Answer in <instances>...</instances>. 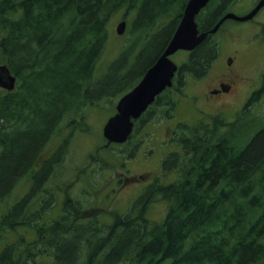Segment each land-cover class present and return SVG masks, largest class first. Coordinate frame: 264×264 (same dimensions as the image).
I'll return each instance as SVG.
<instances>
[{
    "label": "trees",
    "instance_id": "trees-1",
    "mask_svg": "<svg viewBox=\"0 0 264 264\" xmlns=\"http://www.w3.org/2000/svg\"><path fill=\"white\" fill-rule=\"evenodd\" d=\"M186 2L0 0V64L17 79L14 91L0 90V264H37L38 256L49 257L48 264L264 263V124L251 132L248 110L231 123L178 122L169 140L175 147L161 161L162 175L175 179L163 184L155 177L125 211L83 208L68 195L58 201L61 188L50 184L49 172L62 143L50 158L38 160L57 134L59 117L76 116L114 93L121 96L139 81L167 45ZM233 2L212 0L196 17L199 31L213 28ZM121 10L123 19L134 14L132 32L143 34V43L97 76L109 21ZM217 54L209 35L184 56L171 88L146 112L160 107L166 110L160 116L174 118L167 109L177 106V91L182 94L187 79L205 76ZM256 101H264V74L247 105ZM25 179L32 182L29 191L11 205L10 194ZM154 201L166 204L160 220L149 217ZM53 205L61 209L58 217L48 216ZM19 230V240L6 242ZM25 234L36 241L24 245Z\"/></svg>",
    "mask_w": 264,
    "mask_h": 264
},
{
    "label": "rangeland",
    "instance_id": "rangeland-1",
    "mask_svg": "<svg viewBox=\"0 0 264 264\" xmlns=\"http://www.w3.org/2000/svg\"><path fill=\"white\" fill-rule=\"evenodd\" d=\"M257 1L234 0L232 5H229L228 12L238 16L245 15ZM122 16L123 11H118L109 21V36L106 46L96 64L97 76H101L119 55L126 54L132 57L133 52L143 43V34L138 33L136 37L132 32L133 13L125 17L126 25L123 33L116 34L115 28L123 20ZM138 40L140 42L134 48L132 41L137 44ZM211 40L217 44L218 54L207 74L200 79L186 80L182 94H179L178 91L176 93L177 106H173V109H167L169 105L166 101L167 112H171V110L175 112L174 118L162 117L160 115H165L166 110L152 107L142 116L140 120L143 123L138 125L137 131L127 142L111 146H107L102 137V127L114 114L115 104L120 94L114 93V96L100 101L98 106L86 108L76 116L57 119L55 123H60L57 134L43 149L38 160L44 161L50 158L62 143L60 145L61 153L49 172L50 184L53 187L61 188L58 191L60 196L58 201L68 195L73 201H80L83 208L125 211L155 177V180H159L163 184L170 183L173 178L175 179V174L162 175L161 161L166 153L175 147L174 142H169V140L172 139L176 128L179 127L178 122L192 125L199 121L217 119L223 123H231L234 120H239L243 111L248 110L250 114L248 117L252 118V121L249 122L252 123L249 129L251 132L264 124V101H256L247 105V100L252 92L260 87L261 76L264 74V7L252 21H225L216 34L211 37ZM235 48L242 50L243 58L237 61L236 70L243 79H239L229 95L215 102L205 101L203 94L217 81L222 69L220 58L226 57ZM127 50L128 52H126ZM185 55L186 53L178 51L171 59L180 65ZM147 62L148 59H145L137 63V71L141 70ZM126 67H128L127 64ZM123 73L126 71L122 70ZM133 79L136 80L135 77ZM166 98L168 99V95H165L164 99ZM215 105L220 106L218 108ZM130 153L131 155H129ZM125 178L128 181L124 182ZM31 185L30 179L20 181L9 196L8 200L11 205L19 201L29 191ZM69 185L72 187L68 188L66 194L65 190ZM53 206L48 216L58 217L61 214V209L58 205ZM149 206L148 211L151 219L160 220L165 215V203L154 201ZM2 211L4 212V210ZM2 211H0V215L3 214ZM88 213L89 211L86 210L85 217L88 216ZM106 215L103 213L100 217L108 221L109 218ZM22 234L23 230H19L15 234H8L6 242L11 243L19 240ZM35 241L34 236L25 234L24 245L27 242L28 245H32ZM35 244L37 246L38 242ZM1 249L2 242H0ZM50 260L49 257L38 256L37 264H48Z\"/></svg>",
    "mask_w": 264,
    "mask_h": 264
},
{
    "label": "water",
    "instance_id": "water-1",
    "mask_svg": "<svg viewBox=\"0 0 264 264\" xmlns=\"http://www.w3.org/2000/svg\"><path fill=\"white\" fill-rule=\"evenodd\" d=\"M211 0H188L182 12L180 21L155 62L146 70L139 83L124 94L115 106V114L102 127V136L108 144L124 143L130 136L133 121L152 104L155 97L169 88L177 70L176 64L170 59L178 51L190 52L194 50L207 36L213 34L225 20L244 22L252 19L264 6V0L257 4L246 15L238 16L233 13L224 14L208 32H199L196 16ZM125 28V21L116 26L117 35H121ZM15 77L4 65H0V88L12 90Z\"/></svg>",
    "mask_w": 264,
    "mask_h": 264
},
{
    "label": "flooded vegetation",
    "instance_id": "flooded-vegetation-1",
    "mask_svg": "<svg viewBox=\"0 0 264 264\" xmlns=\"http://www.w3.org/2000/svg\"><path fill=\"white\" fill-rule=\"evenodd\" d=\"M241 55L242 50L239 48H235L229 55L220 58L222 69L219 73L217 81L214 82L211 88L208 87L203 94V98L205 101L215 102L229 95L233 88H235L236 83L239 81V79H243V77L236 70L237 61L239 59L242 60L243 58ZM215 60L212 62L210 68L214 64ZM219 106L220 105H215V107L218 108Z\"/></svg>",
    "mask_w": 264,
    "mask_h": 264
},
{
    "label": "bare ground",
    "instance_id": "bare-ground-1",
    "mask_svg": "<svg viewBox=\"0 0 264 264\" xmlns=\"http://www.w3.org/2000/svg\"><path fill=\"white\" fill-rule=\"evenodd\" d=\"M169 40H170V39H169ZM145 72H146V71H145ZM145 72H144V73H145ZM211 87H212V86H211ZM88 99H89V98H88ZM32 126H33V125H32ZM33 263H34V262H33Z\"/></svg>",
    "mask_w": 264,
    "mask_h": 264
}]
</instances>
